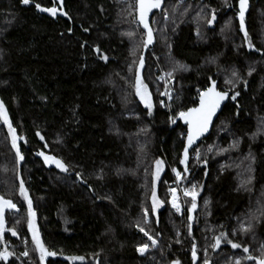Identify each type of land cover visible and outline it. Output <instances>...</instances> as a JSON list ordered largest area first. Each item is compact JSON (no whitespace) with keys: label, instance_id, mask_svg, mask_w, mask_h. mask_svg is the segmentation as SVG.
<instances>
[{"label":"trees","instance_id":"obj_1","mask_svg":"<svg viewBox=\"0 0 264 264\" xmlns=\"http://www.w3.org/2000/svg\"><path fill=\"white\" fill-rule=\"evenodd\" d=\"M135 4L0 0V102L17 137L13 147L0 119V197L16 205L4 216L3 239L24 264H253L230 244L213 248L221 233L264 259V0L250 1L244 31L239 0L166 2L152 17L150 49ZM153 54L174 81L169 111ZM137 75L151 93V113L136 94ZM213 83L231 97L210 135L181 164L179 113ZM157 160L164 171L155 183ZM173 178H191L196 192V207L189 198L183 215L169 207ZM30 220L55 256L41 261ZM143 244L149 248L142 255ZM73 256L84 259H67ZM0 264L18 263L9 257Z\"/></svg>","mask_w":264,"mask_h":264},{"label":"snow or ice","instance_id":"obj_2","mask_svg":"<svg viewBox=\"0 0 264 264\" xmlns=\"http://www.w3.org/2000/svg\"><path fill=\"white\" fill-rule=\"evenodd\" d=\"M21 2L25 5L30 3V0H21ZM247 2L248 0H239L240 3V11H239V19H240V28L241 31H244V14L245 10L247 7ZM35 7L39 9L42 12H48L55 16L57 12L56 7H41L40 4H36ZM161 7V0H137V10L139 14V21L143 25L144 29L146 30L147 38L144 41V46L147 47L148 44L152 43V29L149 27L148 23V14L149 12L152 11V9H158ZM215 19V16L213 15L211 20H208V23L211 24L212 21ZM245 36H247V33H245ZM251 47V45H249ZM96 51H99V49H96ZM106 59V57H104ZM142 62V58H141ZM251 74V73H249ZM170 75V74H169ZM233 75L235 76L236 73L233 72ZM228 83H232L231 81H227ZM136 94L140 97V99L144 102L145 106L149 109V113H151L152 109V104L150 97L148 96L147 93V86L142 85L139 75H137V83H136ZM239 93H236L235 95L232 96V99H236V95ZM227 96V93L217 91L215 87H209L206 91H203L199 95V106L194 107V108H189L186 112L182 111L179 113L180 119H182L188 126V133H187V145L185 146V152H184V159H182L180 162L181 164L185 163V160L187 159V148L189 145L194 143V141L202 135L204 132L208 130V126L210 122L212 121V117L215 115L217 109L220 107L221 102L225 99ZM0 119L4 121L5 124L8 125L10 133H12V142H13V147L16 146V139L17 137L14 135L15 129L12 128L7 112L4 109V105L2 102H0ZM175 123V121H173ZM39 135V133H38ZM19 156V153H17ZM22 158V157H20ZM45 162L47 163L48 161H53L57 167H59L62 171H67L65 165L61 163V161L54 159L53 157H44ZM161 161L157 160L156 164L157 166L161 165ZM175 171V169H173ZM179 173H177V177L179 178ZM172 206L176 209L177 212H179L180 206L177 203V198L175 195V189H172ZM20 192L22 195H24L25 199H27V193L26 189L24 188L23 182L20 184ZM185 195H191L192 197V208L194 209L196 207L195 201H196V192H185ZM152 209L151 211L153 213L156 212L157 207L159 206V201L156 199V193H155V186H153V193H152ZM29 203V213L31 216H34V213L31 212V201H28ZM15 208L16 205L11 201V200H5L2 197H0V239L3 238V231H4V208ZM192 217L189 216V220H191ZM144 223H148V211L145 210L144 214ZM139 227V225H138ZM250 227V226H249ZM29 229L32 230V237H33V242L35 243L37 249L41 253V261H43L45 256H55L56 253L48 251L44 245L42 244L40 238H39V233L34 229V223L32 220L29 221ZM139 231H141L147 238L152 242V245L154 246L156 244V240L153 239V237L149 234L148 231L145 230L143 227H139ZM12 235L15 236L16 232L12 231ZM225 234L221 233L220 237H216L215 244L213 245V248H218L221 244V237H224ZM227 243L231 245L233 249L240 248L241 245L238 243H234L231 240H227ZM264 247V246H262ZM149 245L148 244H143L138 247L137 251L140 252L142 255L148 250ZM243 251L245 253H248L249 249L247 247L243 248ZM12 254L10 252H7L6 250L3 252H0V260L7 261L8 258ZM24 255H27V252L24 253ZM193 261L195 262L196 260V251H195V245H193ZM248 260H256V264H264V259H259L256 257H253L251 255L245 257ZM67 259L69 260H80L82 261L84 258L83 257H68ZM174 264H177V262H174ZM205 264H208V261H205ZM236 264H240V261L237 260Z\"/></svg>","mask_w":264,"mask_h":264},{"label":"built area","instance_id":"obj_3","mask_svg":"<svg viewBox=\"0 0 264 264\" xmlns=\"http://www.w3.org/2000/svg\"><path fill=\"white\" fill-rule=\"evenodd\" d=\"M162 81H163V88H164V98L162 99V103H165V108L167 109V111H169V107H170V99L172 98V90H171V86L170 83L166 80V78L163 76H161ZM201 92H199L196 96V100L198 98V96L200 95ZM199 153L194 154L192 157L194 158V160H198L199 159ZM190 181L191 178H186V179H177V178H173L169 184H168V189H167V194H168V203H169V207L178 215H183L185 213V209H186V205H187V200L189 198H191V195L186 196L185 192H192L195 191L194 190V186L190 185ZM172 189H175V195L177 198V203L180 206V211L177 212L176 209L172 206ZM150 244L152 245V242L149 240ZM0 244L3 248V250L10 252L12 255L10 256V258L15 259L17 261L18 264H24L21 259H18L17 255L14 253V251L11 250V245L8 241H5L3 238L0 239ZM156 245V244H155ZM154 245V246H155ZM153 246V245H152ZM138 249V248H137ZM25 251L22 252L20 254L21 258L25 259L27 258V255H24ZM140 253V252H138ZM141 254V253H140Z\"/></svg>","mask_w":264,"mask_h":264},{"label":"water","instance_id":"obj_4","mask_svg":"<svg viewBox=\"0 0 264 264\" xmlns=\"http://www.w3.org/2000/svg\"><path fill=\"white\" fill-rule=\"evenodd\" d=\"M169 1H171V0H161V7L158 8V9H152V11L149 12V14H148V23H149V27H150L151 29H152V27H151V25H152V17L154 16L155 13H160V12L162 11V9H163L165 3H166V2H169ZM181 1H184V2H186V1L194 2L195 0H181ZM199 1L202 3V2H204V1H209V0H199ZM250 1H251V0H248L246 9H248V6H249ZM239 9H240V3H239ZM135 12H136V22H137V24L139 25L141 31L144 33V41H145L146 38H147V34H146V30L144 29L143 25H142V24L140 23V21H139V14H138V10H137V0H136V4H135ZM152 37H153V39H152V43H150V44L147 45V47H146L147 49H150L151 47H153V45H154V43H155V37H154V32H153V30H152ZM213 86L215 87V89H216L217 91H221V92H225V93H227V96H226L225 99L221 102L220 107L217 109L215 115L212 117V121L210 122V124H209V126H208V130H207L206 132H204L202 135H200V136L194 141V143H192L191 145L188 146V148H187V159H186V160H188L190 152H191L193 149H195L196 147H198V146L200 145V143L210 135V133H211V131H212V128H213V125H214L216 119L218 118V116L220 115V113L222 112V110H223V108L226 106V104L229 102V99H230V97H231V94H230L229 91L224 90V89L220 90V89L218 88V86H217L216 83L211 84L209 87H213ZM209 87H207L204 91H206ZM202 92H203V91H202ZM198 106H199V96H198V98H197L196 105H195L194 107H198ZM194 107H192V108H194ZM178 121L180 122V124H181L182 126L185 127V137H184V142H183V148H182V151H181V157H182V159H184L185 146L187 145L188 126H187V124H186L182 119H180V117L178 118ZM186 160H185V161H186ZM248 253H249V252H248ZM248 253H245V254H248ZM255 262H256V260H255Z\"/></svg>","mask_w":264,"mask_h":264},{"label":"rangeland","instance_id":"obj_5","mask_svg":"<svg viewBox=\"0 0 264 264\" xmlns=\"http://www.w3.org/2000/svg\"><path fill=\"white\" fill-rule=\"evenodd\" d=\"M57 12H59L57 10ZM56 12V13H57ZM50 14V13H48ZM52 15V14H50ZM152 58H153V73L155 74V77H156V80L159 82L160 84V97H161V104L163 106V108H165V103L163 102L162 103V99L164 98V88H163V81H162V78L161 76L164 75V77L166 78V80L170 83V86H171V90H172V98L170 99V106H171V103H172V100H173V97H174V81L172 79V77H170L162 68V66L159 64V58L157 56V54H153L151 55ZM151 58V59H152ZM140 81H141V84L142 85H146L145 83H143L142 79L140 78ZM147 86V85H146ZM147 93H148V96L150 97V100H151V104H152V109L151 111L153 110V106H154V102H153V99H152V96H151V93L149 91V88L147 86ZM138 96V95H137ZM138 99L140 101V103L142 104V106L144 108H146L148 111L149 109L145 106L144 102L140 99V97L138 96ZM170 108V107H169ZM166 109V108H165ZM167 110V109H166ZM164 171V165L163 163H161L160 166H157V164H155V168H154V180H155V183L158 182L160 176L162 175ZM6 200V199H5ZM159 208V206L157 207V209ZM156 209V211H157ZM16 210V207L15 208H8V207H5L4 208V213H3V216L7 215L8 213L12 212V211H15ZM8 230L6 229V224H5V220H4V231H3V234H5Z\"/></svg>","mask_w":264,"mask_h":264},{"label":"flooded vegetation","instance_id":"obj_6","mask_svg":"<svg viewBox=\"0 0 264 264\" xmlns=\"http://www.w3.org/2000/svg\"><path fill=\"white\" fill-rule=\"evenodd\" d=\"M222 244H228L226 237H221V244L220 245H222ZM236 249H238L241 253H244L245 254V252L242 250V248H236ZM245 255L248 256V254H245ZM252 263L253 264H256L255 260Z\"/></svg>","mask_w":264,"mask_h":264}]
</instances>
